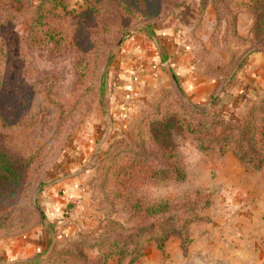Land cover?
<instances>
[{
  "label": "rangeland",
  "instance_id": "1",
  "mask_svg": "<svg viewBox=\"0 0 264 264\" xmlns=\"http://www.w3.org/2000/svg\"><path fill=\"white\" fill-rule=\"evenodd\" d=\"M62 1L65 10L59 8L48 14L47 0L43 6L40 0H30L26 6L16 0H0V146L28 161L25 178L32 189L27 201L37 213L26 232L0 228V263L26 262L36 255L47 259L59 252V264H98L104 253L125 247L124 241L139 229L161 227L169 218L181 222L193 213L190 210L186 214L182 208L173 210L172 217L168 213L149 218L141 216V209L159 201L176 205L180 199L191 197L189 201H196L194 213L199 214L200 221L190 227L188 249L183 250L178 236L168 240L163 249L152 241L135 263L184 264V260L176 261L173 253L179 248L187 257L197 238L206 235L218 220L227 224L254 216V207L264 200V169H247L232 151L222 157L217 151L200 150L192 136L174 134L170 145L177 148L187 179L177 182L171 177H153L148 167L164 169V165L157 145L149 140L141 122L149 113L173 104L175 96L170 93L198 111L215 112L238 124L246 121L251 108L260 106L264 110V89L249 97L229 94L231 85L242 84L250 57L264 53L258 46L264 40V31L256 41L251 35L253 14L241 12L236 16L238 9L225 3L219 27L215 19L213 29L206 28L209 7L217 17L212 0H148L146 6L141 5L147 19L137 12L139 20H131L124 31L117 11L97 20L87 12L94 0ZM39 11H47L41 26L35 22ZM136 22L153 26L142 30L143 26H133ZM170 23L175 25L176 35L187 42L186 50L197 59L190 71L180 68L187 66L185 59L171 60L157 37L160 27ZM133 28L137 29L128 32L115 50L123 33ZM51 34L56 35L55 41ZM138 35L154 42L158 58L149 62L168 80L157 94L152 93L141 104L132 103L127 114L117 115L113 96L120 86L122 51ZM105 72L106 89L101 92ZM189 74L214 78L215 89L208 91L199 83L192 89L186 81ZM261 75L264 82V72ZM196 88L198 93L204 91L202 97H196ZM165 93L168 95L163 100ZM119 141L127 148H115ZM229 159H235L251 175L256 187L252 199L233 189L237 181L226 171ZM130 160L144 161L145 166L133 163L134 168L129 170ZM121 166L126 169L116 175ZM40 183L43 185L35 191ZM64 183L78 189L79 196L63 213L54 216L42 205L43 197ZM35 197L47 221L35 209ZM260 217L264 221V211ZM30 233L41 246L32 257L10 261L3 255L11 242ZM126 249L133 247L126 244ZM125 258L122 263L127 264L129 255ZM112 259L108 264H120L118 256Z\"/></svg>",
  "mask_w": 264,
  "mask_h": 264
},
{
  "label": "trees",
  "instance_id": "2",
  "mask_svg": "<svg viewBox=\"0 0 264 264\" xmlns=\"http://www.w3.org/2000/svg\"><path fill=\"white\" fill-rule=\"evenodd\" d=\"M16 1L24 3L25 6L30 2V0ZM47 1L48 14L53 13L55 10L58 11L59 8L65 10L62 0ZM40 2L43 6L45 0H40ZM212 3L217 13V28L220 24V11L225 3L227 6L230 5L238 9L236 16L241 12L253 14L255 24L251 35L256 38V41L260 39L259 36L264 31L263 0H212ZM147 4L148 0H94L90 7L87 8V12L91 17L99 20V18L117 11L122 16L121 28L124 31L130 27L129 22L131 20H139L138 15H136L137 12L139 15L141 14L142 18L147 19L141 11V5L146 6ZM45 12L47 11H44V13L38 12L35 19L37 25H42L46 17ZM133 26H143L142 30H149L153 25L136 22ZM50 38L55 41L56 35L51 34ZM258 46L260 51H264V40H260ZM106 73L101 78L99 88L101 92H105L106 89ZM170 94L175 96L173 104L167 105L162 111L149 113L141 122L146 127L145 131L149 140L157 145V150L161 154V166L164 165V169H159L160 166L148 167L153 177H171L172 180L177 182H183L187 179V175L180 165L177 148L175 145H170V138L174 134L184 135L189 138L192 136L200 150L207 152L217 151L222 157L232 151L247 169L254 171L264 169V110L260 106L251 108L246 121L238 124L226 121L220 114L215 112L198 111L194 106L186 104L178 95ZM167 95L168 93H165L163 100L166 99ZM114 147L119 148L120 151L127 148L123 141H119ZM129 163L130 165H127V168L132 170L134 168L133 163L136 162L130 160ZM136 165L137 167H144L145 162L142 161V163H136ZM28 167V161L15 157L7 149L0 146V228H9L18 234L31 229L37 215L27 201L32 189L25 178ZM123 169H126V166L119 167L116 175ZM42 185L43 183H40L35 191L39 190ZM189 200H191V197H185L180 199V202L176 205L171 201H159L141 209L144 213L141 216L149 218L168 213L172 217L173 210L182 208L186 214L190 210H193V213L185 215L181 222H175L174 218H169L170 220H167L168 222L161 227L151 225L139 229L124 241L125 247L111 249L109 252L104 253L96 263L108 264L112 258L114 259L118 256L119 263L124 264L122 261L124 262L125 259H128L125 258L128 254L130 259L127 264H135L144 256V252L150 242L156 241L159 244V248L163 249L164 244L173 236H178L182 239V247L186 251L191 242L190 227L200 221L199 214L194 213L197 211L196 201L190 202ZM137 208L138 206L135 205L134 211ZM126 244L132 246L133 249L127 251ZM60 256L59 252L53 253L47 259H42L41 255H36L26 262L15 264H59ZM0 264L9 263L1 262Z\"/></svg>",
  "mask_w": 264,
  "mask_h": 264
},
{
  "label": "crops",
  "instance_id": "3",
  "mask_svg": "<svg viewBox=\"0 0 264 264\" xmlns=\"http://www.w3.org/2000/svg\"><path fill=\"white\" fill-rule=\"evenodd\" d=\"M247 16L250 17L248 14ZM240 18L242 20V15ZM215 19L214 9L209 7L205 14V27L213 29ZM157 33L159 41L165 45L172 61L175 59L179 61L181 58L186 60V64L188 63L187 66L180 65L182 71H190L191 67L197 64L196 57L186 50L185 39L176 35L173 23L161 26ZM157 58L158 52L154 42L143 35L134 37L123 49L120 86L113 96L115 100L113 105L118 109L117 112H114L117 115L127 114L132 103L141 104L148 100L150 95H153L152 93L156 92L155 94H157L163 88L168 79L164 75H160L159 68L149 62V60L154 61ZM262 70L264 72V53L254 54L250 57L249 66L241 77V83L244 85L246 82L247 85L249 84L248 87L246 84L245 86L242 84L231 85L230 96H236L235 93H237L249 97L254 91L260 93L264 89ZM199 75L190 76L189 74L186 79L192 89L197 83L203 84L202 88L208 91L215 89L214 78L205 75L200 77ZM198 89L193 91L197 98L202 97L201 93L204 92L198 93ZM226 171L237 181L233 189L236 192L242 193L243 191L247 194L248 199H252L251 194L256 187L251 183V175H247L235 159H229ZM77 196H79L78 189L76 190L70 183H64L53 187L46 193L42 205L49 212L55 213L54 216H58V213H63L75 202ZM263 211L264 200L261 199L253 209L254 216L231 220L227 224H222L223 221L218 220L217 224L209 227V232L206 235L197 238L187 257H183L178 248L173 253L175 260H184V264H264V221L260 217ZM242 226L243 228L239 229ZM34 236V233H30L14 240L3 255L10 258V261L13 259L26 260L32 257L41 248L39 242L34 240Z\"/></svg>",
  "mask_w": 264,
  "mask_h": 264
},
{
  "label": "water",
  "instance_id": "4",
  "mask_svg": "<svg viewBox=\"0 0 264 264\" xmlns=\"http://www.w3.org/2000/svg\"><path fill=\"white\" fill-rule=\"evenodd\" d=\"M137 28H133V29H129L127 30L126 32L123 33L122 37L120 38V40L118 41L116 47H115V50H118L120 48V46L122 45V43L124 42L125 40V37H126V34L128 32H132V31H135ZM172 77L175 79L174 75L172 74ZM180 91L182 92V90L180 89ZM34 207L35 209H37L39 211V213L42 215L44 221H47L46 220V216L44 215L43 211L36 205V197L34 198Z\"/></svg>",
  "mask_w": 264,
  "mask_h": 264
}]
</instances>
